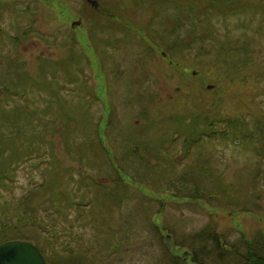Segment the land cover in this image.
<instances>
[{"label": "rangeland", "instance_id": "1", "mask_svg": "<svg viewBox=\"0 0 264 264\" xmlns=\"http://www.w3.org/2000/svg\"><path fill=\"white\" fill-rule=\"evenodd\" d=\"M44 1L0 0V244L167 264L210 221L263 233L264 0Z\"/></svg>", "mask_w": 264, "mask_h": 264}, {"label": "trees", "instance_id": "2", "mask_svg": "<svg viewBox=\"0 0 264 264\" xmlns=\"http://www.w3.org/2000/svg\"><path fill=\"white\" fill-rule=\"evenodd\" d=\"M188 36L177 37L175 44L166 42L167 47L173 52H177V50L180 49L188 52L186 44L193 42L191 38H188ZM180 40L182 42H180ZM13 41L20 44L19 37L14 38ZM263 118L264 116L260 118V122H257L264 137ZM209 127L210 129L213 128V126ZM209 132L206 130H201V132L198 131L196 134L198 136L196 137L200 138L206 134L210 138H213L214 134H212L210 130ZM198 143H200V140H196L194 142V144ZM259 174L260 171L256 173V179H258ZM172 188L174 189V191L172 190V192H174L173 195L177 199H185L192 202L206 200L204 197L205 191L200 190L199 187L194 190H190L189 188L187 189L186 187L181 190L178 185L176 188ZM228 199L230 198L228 197ZM157 233L160 235L159 230ZM18 234H21V232H19V228L15 224L8 227V230H0V237ZM229 236V234L223 232L219 224L215 223V220L210 221L204 228L196 230V232L182 235L177 239L175 247L180 249H189V251H186L184 256H180L176 253L174 254L170 248L165 247L164 260L167 264H264V232H260L258 235L253 237L250 242H247L243 238L240 242L232 243L228 240ZM42 241L45 245L42 247V251L46 256L47 261H49L50 264H54L51 260L55 258L58 259L59 256V253L54 250L53 244L55 242H53L50 237L44 238ZM66 245L67 244H65V246ZM78 247L79 246H74L72 248L71 246H68L63 248L62 258H69L74 261L75 258L81 254L78 251ZM69 264H72V262Z\"/></svg>", "mask_w": 264, "mask_h": 264}, {"label": "water", "instance_id": "3", "mask_svg": "<svg viewBox=\"0 0 264 264\" xmlns=\"http://www.w3.org/2000/svg\"><path fill=\"white\" fill-rule=\"evenodd\" d=\"M89 2L94 3L92 0ZM95 4V3H94ZM96 6L98 3L95 4ZM76 22L73 28L80 25ZM0 264H49L42 251L32 242L7 241L0 245Z\"/></svg>", "mask_w": 264, "mask_h": 264}, {"label": "flooded vegetation", "instance_id": "4", "mask_svg": "<svg viewBox=\"0 0 264 264\" xmlns=\"http://www.w3.org/2000/svg\"><path fill=\"white\" fill-rule=\"evenodd\" d=\"M33 1V0H32ZM47 1H49V0H46V1H44V2H47ZM94 1V0H93ZM93 4L94 3H91V5L93 6ZM96 4V3H95ZM98 7H100V4L98 5Z\"/></svg>", "mask_w": 264, "mask_h": 264}]
</instances>
